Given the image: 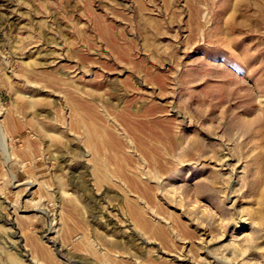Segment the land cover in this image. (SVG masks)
I'll use <instances>...</instances> for the list:
<instances>
[{"label": "rangeland", "instance_id": "374dc122", "mask_svg": "<svg viewBox=\"0 0 264 264\" xmlns=\"http://www.w3.org/2000/svg\"><path fill=\"white\" fill-rule=\"evenodd\" d=\"M0 125V264H264V0H0Z\"/></svg>", "mask_w": 264, "mask_h": 264}, {"label": "bare ground", "instance_id": "6f19581e", "mask_svg": "<svg viewBox=\"0 0 264 264\" xmlns=\"http://www.w3.org/2000/svg\"><path fill=\"white\" fill-rule=\"evenodd\" d=\"M97 130V129H96ZM0 132L2 133L3 132V130H2V126L0 125ZM5 144V143H4ZM5 146V145H4ZM15 261V263L17 262V260H14Z\"/></svg>", "mask_w": 264, "mask_h": 264}]
</instances>
